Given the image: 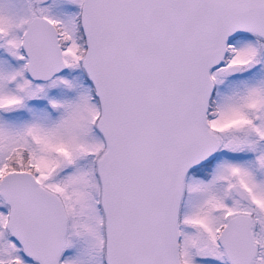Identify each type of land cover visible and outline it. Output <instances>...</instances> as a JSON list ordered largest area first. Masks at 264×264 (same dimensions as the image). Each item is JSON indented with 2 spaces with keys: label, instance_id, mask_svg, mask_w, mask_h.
Instances as JSON below:
<instances>
[{
  "label": "snow or ice",
  "instance_id": "snow-or-ice-1",
  "mask_svg": "<svg viewBox=\"0 0 264 264\" xmlns=\"http://www.w3.org/2000/svg\"><path fill=\"white\" fill-rule=\"evenodd\" d=\"M0 264H264V0H0Z\"/></svg>",
  "mask_w": 264,
  "mask_h": 264
}]
</instances>
